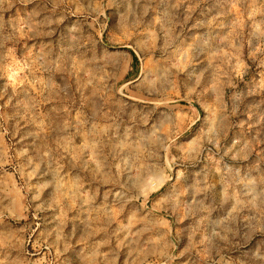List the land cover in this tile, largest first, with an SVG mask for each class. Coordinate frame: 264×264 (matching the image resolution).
I'll return each mask as SVG.
<instances>
[{
    "label": "rangeland",
    "instance_id": "374dc122",
    "mask_svg": "<svg viewBox=\"0 0 264 264\" xmlns=\"http://www.w3.org/2000/svg\"><path fill=\"white\" fill-rule=\"evenodd\" d=\"M0 264H264V0H0Z\"/></svg>",
    "mask_w": 264,
    "mask_h": 264
},
{
    "label": "trees",
    "instance_id": "16d2710c",
    "mask_svg": "<svg viewBox=\"0 0 264 264\" xmlns=\"http://www.w3.org/2000/svg\"><path fill=\"white\" fill-rule=\"evenodd\" d=\"M137 59V57H136V55L133 53V60H136Z\"/></svg>",
    "mask_w": 264,
    "mask_h": 264
}]
</instances>
